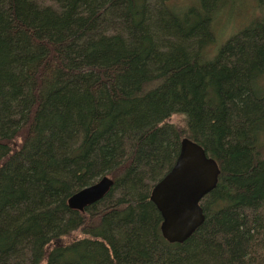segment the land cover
<instances>
[{"label": "trees", "instance_id": "obj_1", "mask_svg": "<svg viewBox=\"0 0 264 264\" xmlns=\"http://www.w3.org/2000/svg\"><path fill=\"white\" fill-rule=\"evenodd\" d=\"M170 3L0 0V264H264V0ZM184 138L220 175L171 244L149 197Z\"/></svg>", "mask_w": 264, "mask_h": 264}, {"label": "water", "instance_id": "obj_2", "mask_svg": "<svg viewBox=\"0 0 264 264\" xmlns=\"http://www.w3.org/2000/svg\"><path fill=\"white\" fill-rule=\"evenodd\" d=\"M220 170L204 149L190 139L180 142L172 167L156 182L149 200L161 217L160 233L171 244L187 241L203 224L205 216L201 201L217 185ZM113 186L109 177L74 193L68 208L82 212L102 200Z\"/></svg>", "mask_w": 264, "mask_h": 264}, {"label": "rangeland", "instance_id": "obj_3", "mask_svg": "<svg viewBox=\"0 0 264 264\" xmlns=\"http://www.w3.org/2000/svg\"><path fill=\"white\" fill-rule=\"evenodd\" d=\"M171 5L169 7L176 9V10H184L186 8H191V7H196L197 5V0H171ZM182 4H185L187 6H183ZM193 4V5H192ZM181 5V6H180ZM182 6L184 9H181ZM222 30H220L219 37L220 40L222 41L223 39L227 38L229 35L233 34V32H237L239 27L237 26V23H222L221 24ZM236 34V33H235ZM223 38V39H221ZM183 117L182 116H172L169 120V123L177 125V126H182L183 125Z\"/></svg>", "mask_w": 264, "mask_h": 264}]
</instances>
